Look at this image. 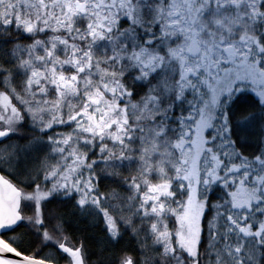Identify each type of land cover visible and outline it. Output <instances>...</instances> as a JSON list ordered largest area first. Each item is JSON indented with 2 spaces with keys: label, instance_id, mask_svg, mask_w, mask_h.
I'll return each mask as SVG.
<instances>
[{
  "label": "snow or ice",
  "instance_id": "obj_1",
  "mask_svg": "<svg viewBox=\"0 0 264 264\" xmlns=\"http://www.w3.org/2000/svg\"><path fill=\"white\" fill-rule=\"evenodd\" d=\"M0 264H264V0H0Z\"/></svg>",
  "mask_w": 264,
  "mask_h": 264
},
{
  "label": "trees",
  "instance_id": "obj_2",
  "mask_svg": "<svg viewBox=\"0 0 264 264\" xmlns=\"http://www.w3.org/2000/svg\"><path fill=\"white\" fill-rule=\"evenodd\" d=\"M73 226L75 227V224Z\"/></svg>",
  "mask_w": 264,
  "mask_h": 264
}]
</instances>
